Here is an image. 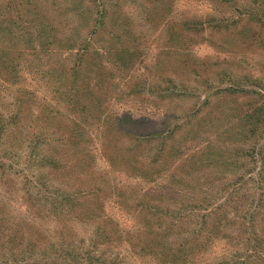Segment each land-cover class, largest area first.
<instances>
[{
  "label": "rangeland",
  "instance_id": "rangeland-1",
  "mask_svg": "<svg viewBox=\"0 0 264 264\" xmlns=\"http://www.w3.org/2000/svg\"><path fill=\"white\" fill-rule=\"evenodd\" d=\"M0 264H264V0H0Z\"/></svg>",
  "mask_w": 264,
  "mask_h": 264
}]
</instances>
